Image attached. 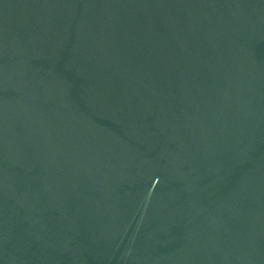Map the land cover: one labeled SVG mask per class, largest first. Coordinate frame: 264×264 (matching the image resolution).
<instances>
[{"label":"water","instance_id":"water-1","mask_svg":"<svg viewBox=\"0 0 264 264\" xmlns=\"http://www.w3.org/2000/svg\"><path fill=\"white\" fill-rule=\"evenodd\" d=\"M0 264H264V0H0Z\"/></svg>","mask_w":264,"mask_h":264}]
</instances>
